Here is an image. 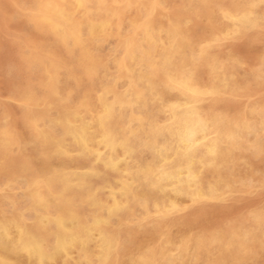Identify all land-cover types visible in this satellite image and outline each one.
<instances>
[{
	"label": "rangeland",
	"instance_id": "374dc122",
	"mask_svg": "<svg viewBox=\"0 0 264 264\" xmlns=\"http://www.w3.org/2000/svg\"><path fill=\"white\" fill-rule=\"evenodd\" d=\"M82 1H83L82 6H80L79 8H75L76 0H55L54 2L53 0H45V1L44 0H0V12H1L0 13V85H1L0 86V155L3 153V155L0 156L1 159L0 160V178H1L0 179L1 180L0 181V224L3 223L6 224L9 221H10L9 223L19 224L24 228H26L27 230H29L37 239H39L44 244L47 250H52L54 249V246L57 244V234H56L55 226L52 223H48L49 225L48 224L43 225L41 219L45 215L54 217L57 214L65 212L64 208L68 204L70 209L79 218V220L81 219L80 221L82 223L88 224L92 222V220H94L97 216L104 217L106 219V223L104 225L105 232L114 237L117 235V238L115 237L117 239V246L114 254L115 258L113 257V259L110 262H104L102 264H113L114 262H115L114 264H128V262L129 264L130 263L140 264L138 262L142 261L143 263V260L145 259H147V261L145 260L147 264H156V263L159 264V262H161L162 264H167V263L168 264H250V262L251 264H256V263L264 264V255H263L264 254V237H263L264 236V226H263L264 182L262 181L264 180V172H263L264 171V145H263L264 144L263 141L264 140L263 139L264 138V59H263L264 55H262L264 53V37H263L264 36V23H263L264 0H253V1L252 0H234V1L233 0H225V1L223 0H203V1L202 0H190V1L189 0H184V1L182 0H176V1L175 0H142V1L141 0H102V1L82 0ZM86 2L88 4H86ZM92 2L93 5H91ZM176 2H178L181 6ZM143 3L145 6L144 5L142 6ZM133 5L136 6L134 7ZM195 7L198 8L199 10H197ZM74 9L76 10V12L74 11ZM83 9L85 13L83 12ZM134 10H136V12ZM225 11L228 13H226ZM58 14H61L69 19V23H70L69 27L71 28V33H70L71 35H69L68 37H67V28L66 29L60 27L58 28L54 24V19ZM174 16H176L178 19ZM183 16L186 18H183ZM176 19L177 21L179 20V22H177ZM212 19L215 20L212 21ZM79 24L81 25L80 27L82 28H79L78 26ZM208 24L210 25L208 26ZM161 25L164 26L162 27ZM205 25L207 26L205 27ZM165 26L168 27L169 29L168 28L166 29ZM151 27L152 29H150ZM172 30L176 31L178 37L175 43H172L170 41L171 39L168 35ZM226 31L229 33H227ZM148 35H150V37H148ZM202 36L203 37L205 36V40ZM251 36H253L255 39H253V37ZM256 37L259 40H257ZM135 43L138 44L136 45ZM203 43L206 44L204 45L205 47L203 46ZM112 44L115 46V48H113L114 46ZM129 44H131L132 46ZM228 44L230 45L227 46ZM139 45L140 48L142 47V49L140 50L139 48L137 49V46L139 47ZM224 49H226V51ZM110 51L111 53L113 52L114 54L112 53L111 55V53H109ZM103 53L104 54L106 53L107 55L105 54L103 56ZM116 53L119 54L116 55ZM238 54L241 55L239 56ZM138 55L140 60L137 59ZM208 55H211L210 58ZM225 56H227V58ZM171 57L172 60H170ZM128 58L130 60H128ZM161 59L164 61H162ZM136 60H138V62ZM197 69L199 72H197ZM202 69L204 72L202 71ZM257 73L260 76H258ZM150 74L151 76H153V78L150 76ZM166 78L168 79L167 82H166ZM161 82L164 84H162ZM184 82L191 85L192 88L198 92L196 97L194 98L195 95H193L191 96L190 100L194 103V105H197L198 113L200 111L199 115L201 117L209 118L213 120L214 122L213 124L215 127L214 129L216 130L217 134H219V137L217 138V151L214 153V155L208 153L206 149V146L215 137L214 133H212L213 135L210 134V136H207V138L200 144V146H197L195 148L193 152V157L197 161V163H194L190 167L189 172L182 177V182L180 186L178 185L176 187V190L182 191L183 193L174 196V194L171 191L169 190L166 191V189L164 188L162 189L156 186L153 183L152 176L148 173L146 168L152 167L157 170H161L160 168L166 170V168L168 169L169 167H173L174 165H176L178 161V156L173 154V151L177 143V141L174 138V133H176L178 130L180 132V129L175 123H172L173 122L172 114L174 112H178V110L182 107L181 103H183L184 97L182 94L181 84H183ZM201 82L204 83L201 84ZM168 83H170L171 85ZM210 90H212V92H209ZM229 96L231 97L229 98ZM210 102L211 104H209ZM199 104L201 107L199 106ZM104 106L111 107V118L107 121V123L105 122V126L107 128L108 134L111 136V138L114 141L123 143L122 151L120 150L117 153L115 152L113 153L115 155L118 154V156L121 157L125 155L124 167L127 175L130 178V182L128 186L129 192L127 193L124 203L121 205V207L113 210L112 212H108V208H107L108 198L110 195L109 190L116 187L118 181L121 179V176L112 170H107L106 168H104L103 165L101 166V161L103 164L104 162L108 161L107 158H110L114 154H112V152H110L111 150H109L108 148L102 147L100 148L101 150H99V161L95 162L96 160L92 155H89L83 151H79V149L75 146L74 142L72 141L70 135L68 134L67 128L64 124V120L66 118L72 120L71 122L74 123H85V122L94 121L95 118L100 116L103 109L102 107ZM247 107L249 108L250 111H248ZM57 108L59 109V111ZM250 108L252 109V111ZM247 111L248 113H245ZM47 113L48 115L50 114L51 116L50 115L48 116ZM135 121H137L138 123ZM238 122L240 125H238L236 128L235 125L238 124ZM8 125L11 131L8 129L7 127ZM167 125L169 126V128ZM251 125L255 127H252ZM5 127L7 128L8 131L6 130ZM33 127L36 128L33 129ZM250 127L255 129L253 130ZM20 130L21 133H19ZM35 130H37V132ZM224 133L228 135L230 134L228 140L224 138L223 136ZM256 133L258 135H256ZM24 138L25 140H23ZM232 138L234 139V142H232L233 141ZM38 139L40 142L38 141ZM229 141H231L233 144H231V142ZM35 142L36 144H34ZM38 142L40 144H38ZM57 144L60 145V148H56ZM145 149L147 150V152ZM235 150L238 152V154ZM261 153L263 154L261 155ZM47 155L49 157H47ZM242 155L243 157L244 156L245 157L243 158ZM75 156L78 157V159L75 158ZM217 157L219 158L217 159ZM37 158H39V160ZM49 158L50 160L52 159L53 160L50 161ZM41 160L43 161V163ZM47 160L49 163L47 162ZM217 160L219 162H217ZM28 162L30 165L28 164ZM49 164L51 167L53 165L55 166L51 168ZM19 165L21 166V168ZM212 165H215L218 171L215 170L214 167H212L211 169ZM239 165L241 168L238 167ZM60 166L63 168H61ZM251 167H253V169ZM27 168L30 169L29 172ZM31 168L34 169L32 170ZM42 168L44 170H42ZM46 169H50V170L46 171ZM58 170H60L61 172ZM206 170L209 172L207 173ZM248 170L249 173L247 172ZM205 172L207 174L204 175ZM219 172L221 173V175H219L220 174ZM23 173L25 175H23ZM30 173H32V175ZM49 173L51 174L49 175ZM198 174L200 175L199 176L200 180L198 177H195L198 176ZM214 174H216L217 177ZM208 175H210V178ZM133 176L135 177V179ZM192 176H194V179ZM212 177L216 179L214 180ZM260 177L262 178L260 179ZM51 178L53 180H51ZM205 179L207 183L205 182ZM209 179L212 181H210ZM234 179L239 181L237 182ZM143 180H145V183ZM75 181L77 182L75 183ZM191 181L193 183L196 182L195 188L194 185L193 186L190 185L192 184ZM212 182L216 183V185L212 184ZM67 184H69V186H67ZM205 184L208 185L206 186ZM248 184L250 187L248 186ZM25 185L27 186L26 188ZM44 186L47 188V190ZM186 189L188 190L187 192ZM194 189H200L199 191L200 192L202 191L201 192L202 195H200L199 198L195 199V197H193L195 191ZM101 190L102 191L106 190V191L103 193ZM232 191H237V192H232ZM39 199H42L43 202L40 203L38 201ZM105 200L107 201V203L105 202ZM144 201H146L147 203ZM183 203L184 204L187 203L188 205L186 204L184 206ZM189 203L192 204L189 205ZM208 203L211 204L208 205ZM138 204L141 206L138 207ZM200 204H202L203 206H201ZM28 205L30 207H28ZM163 205L165 206V208H163L164 207ZM98 206H101L102 208ZM136 206L138 208H136ZM155 207L157 209H155ZM168 207H170L171 209ZM94 208L96 209L98 208V209L95 211ZM155 211L157 212L159 211V212L157 213ZM259 211L262 212L259 213ZM125 212L127 213V215L125 214ZM129 212H132V214ZM181 212L182 213L184 212L183 213L184 215ZM205 212L207 214H205ZM163 214L167 215V217L164 216ZM1 215L3 216V218ZM158 215H160L161 217ZM180 215H182L183 218H181ZM244 215L247 219L244 217ZM125 216H127V218ZM169 216L171 219L169 218ZM14 217L17 218L15 219ZM150 218H153L152 219L153 222H151ZM161 218L164 220H162ZM2 219L4 220V222L1 221ZM146 220H150L148 221L150 223H148ZM167 220H169V222ZM237 220L239 223L237 222ZM176 222L179 224L180 229H178V224ZM193 222H195V224ZM146 223L151 227H148ZM168 224L172 226H169ZM164 226L167 231L164 230V228H162ZM234 226H236V228ZM107 227H109V229ZM41 229L44 230L40 232ZM176 229H178L179 231ZM243 230L245 232H243ZM159 231L161 232L163 231L164 233L163 232L161 233ZM151 232L152 233L154 232L155 234L154 233L152 234ZM228 232L229 234L227 235ZM237 232L239 233V235ZM260 232H262L261 233L262 236L260 235ZM179 233L181 234L185 233V238H187V240L183 238L184 235H181ZM173 235L175 236L173 237ZM212 235L213 236L215 235V237H213ZM195 236L197 237V240ZM244 236L247 238H245ZM162 237L167 239V241ZM190 237L192 240L190 239ZM242 237L243 239H241ZM208 239L210 240L212 239V240L208 241ZM161 240L163 242L166 241L165 244L163 242H161L160 244ZM180 241H182L183 243ZM173 242L175 243V245ZM243 242L245 243V246ZM220 243H222L223 245ZM199 244H201V246ZM228 244L230 247L228 246ZM162 245L164 246L162 247ZM177 245H179V247ZM186 245L187 247L183 249ZM239 245L240 246L242 245L241 246L242 248ZM151 247H155V248L158 247V249ZM201 247H203L202 248L203 250L201 249ZM237 247L239 249H237ZM160 248H163V250L161 249L162 251H160L159 250ZM146 249L148 251H146ZM254 250L256 253L254 252ZM125 251L128 252L126 253ZM83 252L84 251L74 250L68 257L61 258L57 262V264H68V262L69 264H88V263L101 264L98 256H91V257L89 256L90 257L89 258L87 257L88 255L85 256V252L84 253ZM255 256L258 257L259 259H255L256 258ZM137 257L139 258V260L137 259ZM87 258H89L90 261L87 260ZM75 261L76 263H74ZM143 264L146 263L144 262Z\"/></svg>",
	"mask_w": 264,
	"mask_h": 264
},
{
	"label": "bare ground",
	"instance_id": "6f19581e",
	"mask_svg": "<svg viewBox=\"0 0 264 264\" xmlns=\"http://www.w3.org/2000/svg\"><path fill=\"white\" fill-rule=\"evenodd\" d=\"M45 1V0H44ZM55 0H53V2H54ZM100 1V0H99ZM102 1V0H101ZM142 1V0H141ZM176 1V0H175ZM182 1H184V0H182ZM190 1V0H189ZM203 1V0H202ZM223 1H225V0H223ZM234 1V0H233ZM253 1V0H252ZM57 2V1H56ZM147 2V1H146ZM166 2V1H165ZM171 2H173V1H171ZM200 2V1H199ZM209 2H211V1H209ZM217 2V1H216ZM20 3V2H19ZM82 3H83V1L82 0H76V3H75V8H79L80 6H82ZM176 3H178V2H176ZM175 3V4H176ZM181 3V2H180ZM193 3V2H192ZM221 3H222V1H221ZM86 4H88L87 2H86ZM89 4H91V3H89ZM100 4V3H99ZM107 4V3H106ZM134 4V3H133ZM166 4V3H165ZM179 4V3H178ZM177 4V5H178ZM27 5V4H26ZM57 5V4H56ZM74 5V4H73ZM91 5H93V2H92V4ZM102 5H103V3H102ZM137 5V4H136ZM135 5V6H136ZM144 5V3L142 4V6ZM180 5V4H179ZM189 5V4H188ZM246 5V4H245ZM264 5V4H263ZM15 6V5H14ZM23 6V5H22ZM44 6V5H43ZM61 6V5H60ZM134 6V5H133ZM134 6V7H135ZM145 6V5H144ZM157 6V5H156ZM171 6V5H170ZM181 6V5H180ZM192 6V5H191ZM213 6V5H212ZM250 6V5H249ZM100 7V6H99ZM127 7V6H126ZM173 7V6H172ZM216 7H217V5H216ZM221 7V6H220ZM15 8V7H14ZM32 8V7H31ZM149 8V7H148ZM164 8V7H163ZM178 8V7H177ZM196 8V7H195ZM202 8H203V6H202ZM209 8H210V6H209ZM263 8V7H262ZM25 9V8H24ZM33 9V8H32ZM81 9V8H80ZM93 9V8H92ZM104 9H105V7H104ZM131 9V8H130ZM134 9V8H133ZM175 9V8H174ZM181 9H183V8H181ZM197 10H199L198 8H196ZM237 9V8H236ZM18 10V9H17ZM102 10V9H101ZM126 10V9H125ZM206 10V9H205ZM250 10V9H249ZM258 10H259V8H258ZM74 11L76 12V10L74 9ZM123 11V10H122ZM129 11V10H128ZM135 12H136V10H134ZM168 11V10H167ZM233 11H234V9H233ZM241 11V10H240ZM4 12V11H3ZM82 12V11H81ZM83 12H84V9H83ZM104 12V11H103ZM177 12V11H176ZM189 12V11H188ZM194 12V11H193ZM198 12V11H197ZM226 12V11H225ZM231 12V11H230ZM1 13V12H0ZM17 13V12H16ZM30 13H32V12H30ZM36 13V12H35ZM74 13V12H73ZM85 13V12H84ZM89 13V12H88ZM97 13H98V10H97ZM186 13V12H185ZM192 13V12H191ZM206 13H208V12H206ZM223 13V12H222ZM226 13H228V12H226ZM260 13V12H259ZM20 14V13H19ZM21 14H22V12H21ZM76 14V13H75ZM92 14H94V13H92ZM91 14V15H92ZM187 14V13H186ZM263 14H264V12H263ZM6 15V14H5ZM33 15V14H32ZM105 15V14H104ZM117 15V14H116ZM115 15V16H116ZM126 15V14H125ZM137 15V14H136ZM68 16V15H67ZM166 16V15H165ZM172 16V15H171ZM177 16V15H176ZM176 16H174V17H176ZM186 16V15H185ZM209 16V15H208ZM262 16V15H261ZM33 17V16H32ZM179 17V16H178ZM187 17V16H186ZM186 17H184L183 16V18H186ZM188 17H189V15H188ZM204 17V16H203ZM252 17V16H251ZM264 17V16H263ZM7 18H8V16H7ZM29 18V17H28ZM75 18V17H74ZM166 18V17H165ZM177 18V17H176ZM180 18V17H179ZM197 18V17H196ZM195 18V19H196ZM199 18V17H198ZM35 19V18H34ZM76 19H78V18H76ZM132 19H134V18H132ZM178 19V18H177ZM177 19H176V21H177ZM222 19V18H221ZM19 20V19H18ZM26 20H27V17H26ZM31 20V19H30ZM33 20V19H32ZM36 20V19H35ZM116 20V19H115ZM168 20V19H167ZM183 20V19H182ZM200 20V19H199ZM213 20H215V19H212V21ZM231 20V19H230ZM262 20V19H261ZM11 21V20H10ZM134 21V20H133ZM154 21V20H153ZM166 21V20H165ZM172 21V20H171ZM174 21V20H173ZM193 21V20H192ZM203 21V20H202ZM220 21V20H219ZM228 21V20H227ZM257 21H258V19H257ZM34 22V21H33ZM74 22H77V21H74ZM159 22V21H158ZM177 22H179V20L177 21ZM197 22V21H196ZM255 22V21H254ZM260 22V21H259ZM3 23V22H2ZM17 23V22H16ZM28 23V22H27ZM112 23V22H111ZM117 23V22H116ZM163 23V22H162ZM167 23V22H166ZM172 23V22H171ZM230 23V22H229ZM264 23V22H263ZM54 24H55V26L56 27H60V28H63V29H66L67 28V37L69 36V35H71L70 33H71V28L69 27L70 26V23H69V19L68 18H66L65 16H63V15H61V14H58L57 16H56V18L54 19ZM105 24V23H104ZM134 24V23H133ZM180 24V23H179ZM191 24V23H190ZM189 24V25H190ZM193 24V23H192ZM202 24V23H201ZM204 24V23H203ZM217 24V23H216ZM33 25V24H32ZM31 25V26H32ZM39 25V24H38ZM77 25V24H76ZM124 25V24H123ZM174 25V24H173ZM177 25V24H176ZM183 25V24H182ZM210 24H208V26H209ZM220 25V24H219ZM30 26V25H29ZM40 26V25H39ZM79 26V28H82V27H80L81 25L79 24L78 25ZM149 26V25H148ZM162 26V25H161ZM164 26V25H163ZM162 26V27H163ZM186 26V25H185ZM193 26V25H192ZM207 25H205V27H206ZM216 26V25H215ZM223 26V25H222ZM117 27H118V25H117ZM150 27V26H149ZM148 27V28H149ZM178 27V26H177ZM78 28V29H79ZM165 28L167 29L168 27H166L165 26ZM185 28V27H184ZM191 28V27H190ZM233 28V27H232ZM235 28V27H234ZM42 29V28H41ZM129 29V28H128ZM143 29V28H142ZM150 29H152V27L150 28ZM169 29V28H168ZM226 29V28H225ZM118 30V29H117ZM191 30H193V29H191ZM217 30V29H216ZM81 31V30H80ZM112 31V30H111ZM143 31V30H142ZM146 31H147V29H146ZM209 31V30H208ZM215 31V30H214ZM218 31H219V28H218ZM190 32V31H189ZM192 32H194V31H192ZM212 32V31H211ZM220 32H221V30H220ZM227 32V31H226ZM232 32V31H231ZM191 33V32H190ZM204 33H205V31H204ZM213 33V32H212ZM211 33V34H212ZM227 33H229V32H227ZM124 34V33H123ZM129 34V33H128ZM144 34V33H143ZM154 34H156V33H154ZM180 34H181V32H180ZM193 34V33H192ZM201 34V33H200ZM126 35V34H125ZM158 35V34H157ZM169 35V37H170V41L172 42V43H175L176 42V40H177V33H176V31H174V30H172L171 32H170V34H168ZM186 35H188V34H186ZM196 35V34H195ZM239 35V34H238ZM262 35V34H261ZM115 36V35H114ZM183 36H184V34H183ZM221 36V35H220ZM225 36V35H224ZM250 36V35H249ZM255 36V35H254ZM30 37V36H29ZM141 37V36H140ZM148 37H150V35H148ZM189 37H190V35H189ZM203 37V36H202ZM219 37V36H218ZM226 37V36H225ZM241 37V36H240ZM251 37H253V36H251ZM264 37V36H263ZM117 38H119V37H117ZM194 38V37H193ZM204 38V40H205V36L203 37ZM203 38H202V40H203ZM222 38V37H221ZM260 38V37H259ZM32 39V38H31ZM116 39V38H115ZM208 39V38H207ZM210 39H211V37H210ZM251 39V38H250ZM253 39H255L254 37H253ZM256 39H257V37H256ZM261 39V38H260ZM89 40V39H88ZM189 40V39H188ZM192 40V39H191ZM199 40H200V38H199ZM201 40V41H202ZM217 40H218V38H217ZM233 40V39H232ZM243 40V39H242ZM257 40H259V39H257ZM156 41V40H155ZM241 41V40H240ZM244 41V40H243ZM250 41V40H249ZM255 41V40H254ZM253 41V42H254ZM58 42V41H57ZM138 42V41H137ZM141 42V41H140ZM148 42V41H147ZM208 42V41H207ZM210 42H213V41H210ZM144 43V42H143ZM146 43V42H145ZM193 43V42H192ZM226 43V42H225ZM224 43V44H225ZM235 43V42H234ZM89 44V43H88ZM105 44V43H104ZM103 44V45H104ZM110 44V43H109ZM136 44V43H135ZM138 44V43H137ZM136 44V45H137ZM202 44V43H201ZM252 44V43H251ZM260 44V43H259ZM25 45V44H24ZM113 45V44H112ZM129 45H131V44H129ZM147 45V44H146ZM204 45H206V44H204L203 43V46ZM220 45V44H219ZM230 44H228L227 46H229ZM245 45V44H244ZM249 45V44H248ZM253 45V44H252ZM31 46V45H30ZM89 46V45H88ZM114 46V45H113ZM125 46V45H124ZM128 46V45H127ZM132 46V45H131ZM215 46H216V44H215ZM224 46V45H223ZM257 46V45H256ZM110 47V46H109ZM121 47H123V46H121ZM135 47V46H134ZM196 47V46H195ZM205 47V46H204ZM209 47H210V45H209ZM237 47V46H236ZM244 47V46H243ZM248 47V46H247ZM246 47V48H247ZM255 47V46H254ZM27 48V47H26ZM113 48H115V46L113 47ZM125 48V47H124ZM130 48V47H129ZM139 48V50L140 49H142V47L140 48V45H139V47L137 46V49ZM199 48V47H198ZM214 48V47H213ZM225 48V47H224ZM240 48V47H239ZM242 48V47H241ZM249 48V47H248ZM263 48V47H262ZM109 49V48H108ZM207 49V48H206ZM255 49V48H254ZM28 50V49H27ZM147 50V49H146ZM193 50V49H192ZM197 50V49H196ZM201 50V49H200ZM212 50V49H211ZM214 50V49H213ZM220 50V49H219ZM225 51H226V49H224ZM236 50V49H235ZM241 50V49H240ZM248 50V49H247ZM31 51V50H30ZM129 51V50H128ZM131 51V50H130ZM150 51V50H149ZM217 51V50H216ZM85 52V51H84ZM105 52V51H104ZM199 52V51H198ZM214 52V51H213ZM220 52V51H219ZM237 52V51H236ZM249 52V51H248ZM109 53H111V51L109 52ZM113 53V52H112ZM112 53H111V55H112ZM122 53V52H121ZM124 53V52H123ZM195 53V52H194ZM212 53V52H211ZM223 53H226V52H223ZM247 53V52H246ZM260 53V52H259ZM106 54V53H105ZM104 53H103V56L105 55ZM114 54V53H113ZM117 54H119V53H116V55ZM128 54V53H127ZM138 54V53H137ZM142 54V53H141ZM201 54H202V52H201ZM210 54V53H209ZM35 55V54H34ZM107 55V54H106ZM122 55V54H121ZM132 55V54H131ZM148 55V54H147ZM152 55V54H151ZM163 55V54H162ZM216 55H217V53H216ZM221 55V54H220ZM239 55V54H238ZM241 55V54H240ZM239 55V56H240ZM262 55H264V53L262 54ZM31 56H32V54H31ZM36 56V55H35ZM115 56V55H114ZM126 56V55H125ZM133 56V55H132ZM143 56V55H142ZM171 56V55H170ZM199 56V55H198ZM209 56V58H210V56L211 55H208ZM207 56V57H208ZM256 56V55H255ZM124 57V56H123ZM145 57V56H144ZM166 57V56H165ZM203 57V56H202ZM226 58H227V56H225ZM242 57V56H241ZM246 57V56H245ZM254 57V56H253ZM259 57V56H258ZM257 57V58H258ZM262 57V56H261ZM33 58V57H32ZM107 58V57H106ZM131 58V57H130ZM136 58V57H135ZM140 58H141V55H140ZM153 58V57H152ZM167 58V57H166ZM165 58V59H166ZM175 58V57H174ZM173 58V59H174ZM221 58V57H220ZM232 58V57H231ZM31 59V58H30ZM122 59V58H121ZM137 59H139V55H138V58ZM214 59V58H213ZM243 59V58H242ZM262 59V58H261ZM264 59V58H263ZM27 60V59H26ZM32 60V59H31ZM128 60H130L129 58H128ZM131 60H134V59H131ZM140 60V59H139ZM162 60V59H161ZM170 60H172V57L170 58ZM202 60V59H201ZM111 61V60H110ZM126 61V60H125ZM137 62H138V60H136ZM146 61V60H145ZM153 61V60H152ZM162 61H164V60H162ZM217 61V60H216ZM231 61V60H230ZM246 61V60H245ZM48 62V61H47ZM181 62V61H180ZM225 62V61H224ZM243 62V61H242ZM247 62V61H246ZM256 62V61H255ZM263 62V61H262ZM18 63V62H17ZM23 63V62H22ZM110 63V62H109ZM119 63V62H118ZM154 63V62H153ZM163 63V62H162ZM169 63V62H168ZM183 63H185V62H183ZM206 63V62H205ZM221 63V62H220ZM222 63H223V61H222ZM226 63V62H225ZM238 63V62H237ZM129 64V63H128ZM139 64H140V62H139ZM164 64V63H163ZM199 64V63H198ZM219 64V63H218ZM239 64V63H238ZM251 64V63H250ZM249 64V65H250ZM262 64V63H261ZM14 65V64H13ZM28 65V64H27ZM116 65V64H115ZM130 65V64H129ZM137 65V64H136ZM144 65H145V63H144ZM176 65V64H175ZM222 65V64H221ZM253 65V64H252ZM138 66V65H137ZM173 66V65H172ZM245 66H246V64H245ZM132 67V66H131ZM258 67V66H257ZM12 68V67H11ZM114 68V67H113ZM195 68V67H194ZM260 68H261V66H260ZM50 69V68H49ZM178 69V68H177ZM252 69V68H251ZM69 70V69H68ZM67 70V71H68ZM117 70V69H116ZM149 70V69H148ZM172 70V69H171ZM188 71V70H187ZM202 71H203V69H202ZM206 71V70H205ZM252 71V70H251ZM260 71V70H259ZM36 72V71H35ZM125 72V71H124ZM179 72V71H178ZM197 72H199L198 71V69H197ZM204 72V71H203ZM202 72V73H203ZM255 72V71H254ZM47 73V72H46ZM171 73V72H170ZM172 73H174V72H172ZM176 73V72H175ZM196 73V72H195ZM245 73V72H244ZM247 74V73H246ZM251 74V73H250ZM261 74V73H260ZM72 75V74H71ZM188 75V74H187ZM257 75H258V73H257ZM256 75V76H257ZM49 76V75H48ZM149 76V75H148ZM150 76H151V74H150ZM169 76V75H168ZM245 76H247V75H245ZM258 76H260V75H258ZM140 77V76H139ZM152 78H153V76H151ZM190 77V76H189ZM255 77V76H254ZM253 77V78H254ZM261 77H263V76H261ZM260 77V78H261ZM3 78V77H2ZM80 78V77H79ZM155 78V77H154ZM173 78H174V75H173ZM180 78V77H179ZM193 78V77H192ZM206 78V77H205ZM54 79V78H53ZM207 79V78H206ZM250 79V78H249ZM25 80V79H24ZM235 80V79H234ZM246 80V79H245ZM248 80V79H247ZM65 81V80H64ZM168 81V79L166 78V82ZM177 81V80H176ZM180 81H182V80H180ZM202 81V80H201ZM76 82V81H75ZM189 82H190V80H189ZM231 82V81H230ZM248 82V81H247ZM2 83V82H1ZM59 83V82H58ZM162 83V82H161ZM171 83V82H170ZM170 83H168V84H170ZM180 83V82H179ZM202 83H204V82H201V84ZM243 83H245V82H243ZM260 83V82H259ZM162 84H164V83H162ZM196 84V83H195ZM233 84V83H232ZM237 84V83H236ZM16 85V84H15ZM76 85V84H75ZM74 85V86H75ZM171 85V84H170ZM169 85V86H170ZM204 85V84H203ZM202 85V86H203ZM241 85H243V84H241ZM1 86V85H0ZM172 86H173V84H172ZM171 86V87H172ZM22 87V86H21ZM76 87V86H75ZM154 87V86H153ZM179 87V86H178ZM181 89H182V94H183V97H184V99H183V103H181L182 105V107L178 110V112H174L173 114H172V123H175L178 127H179V129H180V132H179V130L176 132V133H174V138H175V140L177 141V143H176V147H175V149H174V151H173V154L174 155H176V156H178V161H177V163H176V165H174L173 167H169L168 169L166 168V170H164V169H162V168H160L161 170H157V169H155V168H152V167H150V168H146L147 169V171H148V173L152 176V179H153V183L156 185V186H158V187H160V188H164V189H166V191L167 190H169V191H171L173 194H174V196H176V195H180V194H182L183 192L182 191H179V190H176V187L179 185L180 186V184H181V182H182V177L185 175V174H187L188 172H189V169H190V167L194 164V163H197V161L194 159V157H193V152H194V150H195V148L197 147V146H200V144L207 138V136H210V134H212V133H214L215 134V137L213 138V140L206 146V149H207V152L208 153H210V154H213L214 155V153L217 151V138L219 137V134H217V132H216V130L214 129L215 127H214V122H213V120H211V119H209V118H203V117H201L200 115H199V113H200V111H199V113H198V107H197V105H194V103L190 100L191 99V96H193V95H195L194 96V98L196 97V95L198 94V92L196 91V90H194L193 88H192V86L191 85H189L188 83H183V84H181ZM6 88V87H5ZM60 88H62V87H60ZM180 88V87H179ZM204 88V87H203ZM219 88V87H218ZM17 89V88H16ZM206 89V88H205ZM217 90V89H216ZM12 91V90H11ZM45 91V90H44ZM48 91V90H47ZM205 91V90H204ZM220 91V90H219ZM230 91V90H229ZM46 92V91H45ZM82 92V91H81ZM209 92H212V90H210ZM208 93V92H207ZM233 93V92H232ZM235 93V92H234ZM10 94V93H9ZM58 94V93H57ZM243 94H244V92H243ZM242 94V95H243ZM55 95V94H54ZM180 96V95H179ZM199 96V95H198ZM211 96V95H210ZM72 97V96H71ZM70 97V98H71ZM207 97H209V96H207ZM228 97V96H227ZM231 96H229V98H230ZM236 97V96H235ZM241 97V96H240ZM257 97V96H256ZM66 98H67V96H66ZM202 98V97H201ZM241 99V98H240ZM63 100V99H62ZM72 100V99H71ZM207 100V99H206ZM219 100H221V99H219ZM68 101V100H67ZM227 101V100H226ZM206 102V101H205ZM65 103V102H64ZM208 103V102H207ZM218 103V102H217ZM220 103V102H219ZM15 104V103H14ZM55 104H57V103H55ZM209 104H211V102L209 103ZM214 104V103H213ZM10 105V104H9ZM8 105V106H9ZM19 105V104H18ZM79 105V104H78ZM203 105V104H202ZM226 105V104H225ZM228 105V104H227ZM260 105V104H259ZM23 106V105H22ZM54 106V105H53ZM178 106V105H177ZM199 106H200V104H199ZM245 106V105H244ZM256 106H257V104H256ZM57 107V106H56ZM59 107H60V105H59ZM58 107V108H59ZM201 107V106H200ZM218 107V106H217ZM220 107V106H219ZM229 107V106H228ZM231 107V106H230ZM249 107V106H248ZM247 107V108H248ZM263 107V106H262ZM262 107H261V109H262ZM3 108V107H2ZM20 108V107H19ZM26 108V107H25ZM30 108V107H29ZM54 108V107H53ZM57 108V109H58ZM103 109H102V112H101V114H100V116L99 117H97V118H95L94 119V121H91V122H85V123H74V122H71L72 120H69L68 118H66L65 120H64V124H65V126H66V128H67V132H68V134L70 135V137H71V139H72V141L74 142V144H75V146L79 149V151H83V152H85V153H87V154H89V155H92L94 158H95V162H98L99 161V150H101L100 148H102V147H106V148H108L109 150H111L110 152H112V154H114L113 152H115V153H117L118 151H122V148H123V143L122 142H116V141H114L112 138H111V136L108 134V131H107V128H106V126H105V122L107 123V121L111 118V107L110 106H104V107H102ZM6 109V108H5ZM5 109H4V111H5ZM27 109V108H26ZM244 109H245V107H244ZM243 109V110H244ZM251 109V108H250ZM62 110V109H61ZM204 110V109H203ZM12 111V110H11ZM29 111H30V109H29ZM54 111V110H53ZM57 111V110H56ZM55 111V112H56ZM58 111H59V109H58ZM141 111V110H140ZM248 111H250L249 110V108H248ZM248 111L247 112H245V113H248ZM251 111H252V109H251ZM27 112V111H26ZM47 112H48V110H47ZM90 112V111H89ZM211 112V111H210ZM224 112V111H223ZM233 112V111H232ZM254 112V111H253ZM262 112V111H261ZM260 112V113H261ZM6 113H7V111H6ZM5 113V114H6ZM14 113H15V111H14ZM57 113V112H56ZM91 113V112H90ZM150 113V112H149ZM258 113H259V111H258ZM65 114V113H64ZM68 114V113H67ZM84 114V113H83ZM228 114V113H227ZM232 114V113H231ZM16 115V114H15ZM44 115V114H43ZM43 115H42V117H43ZM47 115H48V113H47ZM50 115V114H49ZM48 115V116H49ZM118 115H119V113H118ZM171 115V114H170ZM230 115V114H229ZM244 115V114H243ZM248 115V114H247ZM256 115V114H255ZM262 115V114H261ZM13 116V115H12ZM35 116H36V114H35ZM51 116V115H50ZM74 116V115H73ZM79 116V115H78ZM89 116H90V114H89ZM168 116V115H167ZM228 116V115H227ZM232 116V115H231ZM246 116V115H245ZM92 117V116H91ZM208 117V116H207ZM247 117V116H246ZM262 117V116H261ZM53 118V117H52ZM228 118V117H227ZM259 118V117H258ZM263 118V117H262ZM235 119V118H234ZM261 119V118H260ZM7 120V119H6ZM16 120V119H15ZM40 120V119H39ZM47 120V119H46ZM243 120V119H242ZM255 120V119H254ZM48 121H49V119H48ZM124 121V120H123ZM163 121V120H162ZM228 121V120H227ZM231 121V120H230ZM250 121V120H249ZM253 121V120H252ZM262 121V120H261ZM2 122V121H1ZM31 122V121H30ZM79 122V121H78ZM110 122V121H109ZM108 122V123H109ZM119 122V121H118ZM135 122H137V121H135ZM156 122H158V121H156ZM236 122V121H235ZM9 123V122H8ZM33 123V122H32ZM49 123V122H48ZM138 123V122H137ZM242 123V122H241ZM250 123H252V122H250ZM254 123V122H253ZM256 123H258V122H256ZM262 123V122H261ZM34 124V123H33ZM55 124V123H54ZM121 124V123H120ZM157 124V123H156ZM155 124V125H156ZM159 124V123H158ZM161 124V123H160ZM167 124V123H166ZM170 124V123H169ZM168 124V125H169ZM233 124V123H232ZM236 124V123H235ZM243 124V123H242ZM5 125V124H4ZM32 125V124H31ZM57 125V124H56ZM61 125V124H60ZM153 125V124H152ZM167 125V126H168ZM176 125H175V127H176ZM224 125V124H223ZM227 125V124H226ZM238 125H240L239 124V122H238V124H236L235 126H236V128H237V126ZM253 125V124H252ZM251 125V126H252ZM34 126V125H33ZM113 126V125H112ZM116 126V125H115ZM114 126V127H115ZM123 126V125H122ZM171 126V125H170ZM235 126H233V127H235ZM243 126V125H242ZM246 126V125H245ZM260 126H261V124H260ZM8 127V129H9V125L7 126ZM249 127V126H248ZM252 127H255V126H252ZM252 127H250V128H252ZM6 128V127H5ZM34 128H36V127H33V129ZM61 128V127H60ZM129 128V127H128ZM154 128V127H153ZM158 128V127H157ZM168 128H169V126H168ZM227 128V127H226ZM243 128V127H242ZM155 129V128H154ZM247 129V128H246ZM249 129V128H248ZM253 129V128H252ZM255 129V128H254ZM253 129V130H254ZM262 129V128H261ZM6 130H7V128H6ZM10 130V129H9ZM18 130V129H17ZM49 130V129H48ZM231 130V129H230ZM240 130V129H239ZM238 130V131H239ZM244 130V129H243ZM251 130V129H250ZM258 130V129H257ZM8 131V130H7ZM11 131V130H10ZM36 132H37V130H35ZM65 131V130H64ZM117 131V130H116ZM127 131H128V129H127ZM150 131V130H149ZM154 131V130H153ZM152 131V132H153ZM234 131V130H233ZM4 132V131H3ZM15 132V131H14ZM157 132H158V130H157ZM231 132V131H230ZM229 132V133H230ZM241 132V131H240ZM260 132V131H259ZM262 132V131H261ZM19 133H21V130H20V132ZM147 133H148V131H147ZM155 133H156V131H155ZM238 133V132H237ZM263 133V132H262ZM261 133V134H262ZM5 134V133H4ZM135 134H137V133H135ZM234 134V133H233ZM244 134V133H243ZM23 135V134H22ZM32 135V134H31ZM149 135V134H148ZM213 135V134H212ZM221 135V134H220ZM230 135V134H229ZM229 135L228 134H226V133H224V138H226L227 140L229 139ZM256 135H258L257 133H256ZM263 135V134H262ZM2 136V135H1ZM20 136H21V134H20ZM116 136V135H115ZM239 136V135H238ZM242 136V135H241ZM246 136V135H245ZM12 137V136H11ZM15 137V136H14ZM134 137H136V136H134ZM243 137H244V135H243ZM247 137V136H246ZM245 137V138H246ZM9 138V137H8ZM22 138V137H21ZM62 138V137H61ZM61 138H60V140H61ZM210 138V137H209ZM255 138V137H254ZM263 138V137H262ZM131 139V138H130ZM171 139V138H170ZM242 139V138H241ZM264 139V138H263ZM15 140H18V139H15ZM20 140V139H19ZM23 140H25V138L23 139ZM46 140V139H45ZM153 140V139H152ZM232 142H234V139L232 138ZM255 140V139H254ZM22 141V140H21ZM20 141V142H21ZM28 141V140H27ZM35 141V140H34ZM38 141H39V139H38ZM65 141V140H64ZM146 141V140H145ZM236 141V140H235ZM241 141V140H240ZM264 141V140H263ZM17 142V141H16ZM40 142V141H39ZM38 142V144H40ZM153 142V141H152ZM229 142H231V141H229ZM231 142V144H233ZM252 142V141H251ZM255 142V141H254ZM25 143V142H24ZM46 143H47V141H46ZM129 143V142H128ZM156 143H158V142H156ZM224 143V142H223ZM227 143V142H226ZM236 143H239V142H236ZM250 143V142H249ZM34 144H36V142L34 143ZM42 144V143H41ZM228 144V143H227ZM31 145V144H30ZM32 145H33V142H32ZM31 145V146H32ZM149 145H150V143H149ZM224 145V144H223ZM245 145V144H244ZM243 145V146H244ZM264 145V144H263ZM11 146V145H10ZM17 146V145H16ZM23 146V145H22ZM30 146V147H31ZM45 146H46V144H45ZM153 146V145H152ZM225 146V145H224ZM237 146H239V145H237ZM68 147V146H67ZM161 147V146H160ZM261 147V146H260ZM29 148V147H28ZM56 148H60V145H56ZM153 148V147H152ZM204 148V147H203ZM227 148V147H226ZM252 148V147H251ZM250 148V149H251ZM255 148V147H254ZM257 148H258V146H257ZM31 149V148H30ZM30 149H29V151H30ZM44 149V148H43ZM239 149V148H238ZM253 149V148H252ZM263 149V148H262ZM8 150V149H7ZM23 150H24V148H23ZM49 150V149H48ZM105 150V149H104ZM146 150V149H145ZM236 150H237V148H236ZM235 150V151H236ZM35 151V150H34ZM38 151H40V150H38ZM37 151V152H38ZM52 151V150H51ZM219 151H220V149H219ZM234 151V152H235ZM22 152V151H21ZM44 152V151H43ZM42 152V153H43ZM108 152V151H107ZM140 152V151H139ZM146 152H147V150H146ZM225 152H226V150H225ZM237 152V151H236ZM235 152V153H236ZM260 152V151H259ZM8 153H9V151H8ZM29 153H32V152H29ZM39 153V152H38ZM230 153V152H229ZM244 153V152H243ZM247 153V152H246ZM253 153V152H252ZM40 154V153H39ZM38 154V155H39ZM44 154V153H43ZM130 154V153H129ZM139 154V153H138ZM217 154H219V153H217ZM220 154H222V153H220ZM237 154H238V152H237ZM242 154V153H241ZM263 153H261V155H262ZM1 155H3V153L1 154ZM0 155V156H1ZM17 155V154H16ZM29 155V154H28ZM31 155V154H30ZM46 155V154H45ZM66 155V154H65ZM74 155V154H73ZM115 155V154H114ZM111 156L110 158H107L108 159V161H106V162H104L103 164H102V161H101V166L103 165L104 166V168H106L107 170H112V171H114V172H116L117 174H119L120 176H121V179L118 181V183H117V185H116V187L115 188H112L111 190H109L110 192V195H109V198H108V203H107V201L105 200V202L108 204V212H112L113 210H115V209H118L119 207H121V205L124 203V201H125V198H126V196H127V193L129 192V182H130V178H129V176L127 175V173H126V171H125V167H124V165H125V158H124V156H118V154L117 155H115V156ZM150 155V154H149ZM206 155V154H205ZM255 155V154H254ZM257 155V154H256ZM11 156V155H10ZM42 156V155H41ZM175 156V157H176ZM217 156H220V155H217ZM223 156H224V153H223ZM259 156V155H258ZM30 157V156H29ZM37 157V156H36ZM43 157V156H42ZM41 157V158H42ZM47 157H49L48 155H47ZM51 157V156H50ZM92 157V158H93ZM164 157H166V156H164ZM228 157V156H227ZM226 157V158H227ZM236 157V156H235ZM240 157V156H239ZM242 157H243V155H242ZM245 157V156H244ZM243 157V158H244ZM11 158V157H10ZM26 158H27V156H26ZM44 158V157H43ZM75 158H77L78 159V157H76L75 156ZM145 158V157H144ZM219 157H217V159H218ZM256 158V157H255ZM257 158H259V157H257ZM38 160H39V158H37ZM55 159V158H54ZM137 159V158H136ZM161 159V158H160ZM221 159V158H220ZM233 159V158H232ZM241 159V158H240ZM1 160V159H0ZM13 160V159H12ZM25 160V159H24ZM49 160H50V158H49ZM53 160V159H52ZM52 160H50V161H52ZM83 160V159H82ZM85 160V159H84ZM216 160V159H215ZM248 160V159H247ZM260 160V159H259ZM28 161V160H27ZM31 161V160H30ZM35 161V160H34ZM42 161V160H41ZM230 161V160H229ZM240 161V160H239ZM39 162V161H38ZM45 162H46V160H45ZM47 162H48V160H47ZM55 162H56V160H55ZM130 162V161H129ZM168 162V161H167ZM204 162V161H203ZM216 162V161H215ZM217 162H219L218 160H217ZM238 162V161H237ZM248 162V161H247ZM261 162V161H260ZM3 163V162H2ZM22 163V162H21ZM42 163H43V161H42ZM49 163V162H48ZM85 163H86V161H85ZM134 163V162H133ZM166 163V162H165ZM239 163H241V162H239ZM258 163V162H257ZM262 163V162H261ZM9 164V163H8ZM28 164H29V162H28ZM27 164V165H28ZM34 164V163H33ZM137 164V163H136ZM168 164V163H167ZM212 164H213V162H212ZM237 164V163H236ZM243 164V163H242ZM246 164V163H245ZM254 164V163H253ZM6 165H7V163H6ZM23 165V164H22ZM26 165V166H27ZM30 165V164H29ZM37 165V164H36ZM46 165V164H45ZM60 165V164H59ZM161 165V164H160ZM211 165V164H210ZM224 165V164H223ZM250 165V164H249ZM5 166V165H4ZM20 166V165H19ZM49 166H50V164H49ZM53 166H55V165H53ZM53 166L51 167V168H53ZM141 166V165H140ZM196 166V165H195ZM197 166H198V164H197ZM252 166V165H251ZM260 166V165H259ZM30 167V166H29ZM33 167V166H32ZM61 167V166H60ZM59 167V168H60ZM212 167H214L215 168V170H217L218 171V169L215 167V165H212L211 166V169H212ZM232 167V166H231ZM230 167V168H231ZM239 168H241L240 167V165L238 166ZM255 167V166H254ZM262 167V166H261ZM20 168H21V166H20ZM23 168V167H22ZM61 168H63V167H61ZM60 168V169H61ZM226 168H227V166H226ZM248 168H250V167H248ZM252 169H253V167H251ZM6 169V168H5ZM10 169V168H9ZM24 169V168H23ZM26 169V168H25ZM28 169V168H27ZM32 169V168H31ZM34 169V168H33ZM32 169V170H33ZM37 169H38V167H37ZM57 169V168H56ZM70 169V168H69ZM198 169H199V167H198ZM209 169V168H208ZM233 169H235V168H233ZM255 169V168H254ZM257 169V168H256ZM29 170L30 169H28V172H29ZM42 170H44L43 168H42ZM48 170H50V169H46V171H48ZM53 170V169H52ZM52 170H51V172H52ZM66 170V169H65ZM64 170V171H65ZM105 170V169H104ZM136 170V169H135ZM193 170V169H192ZM191 170V171H192ZM237 170V169H236ZM239 170V169H238ZM245 170V169H244ZM58 171H60V170H58ZM147 171H145V172H147ZM201 171V170H200ZM204 171V170H203ZM207 171V170H206ZM211 171V170H210ZM240 171V170H239ZM255 171V170H254ZM25 172H26V170H25ZM24 172V173H25ZM50 172V171H49ZM57 172V171H56ZM61 172V171H60ZM209 171H207V173H208ZM231 172H232V170H231ZM245 172V171H244ZM248 173H249V170L247 171ZM262 172V171H261ZM264 172V171H263ZM19 173V172H18ZM21 173H22V171H21ZM23 173V175H25ZM37 173V172H36ZM47 173V172H46ZM143 173H144V171H143ZM206 172L204 173V175L205 174H207ZM214 173V172H213ZM220 173V172H219ZM260 173V172H259ZM31 175H32V173H30ZM51 173H49V175H50ZM65 174H67V173H65ZM73 174V173H72ZM197 174V173H196ZM223 174V173H222ZM226 174V173H225ZM237 174V173H236ZM242 174H244V173H242ZM252 174H253V172H252ZM255 174V173H254ZM263 174V173H262ZM3 175V174H2ZM10 175H12V174H10ZM21 175V174H20ZM29 175V174H28ZM39 175V174H38ZM45 175V174H44ZM61 175H63V174H61ZM111 175H113V174H111ZM148 175V174H147ZM147 175H145V176H147ZM215 176H216V174H214ZM218 175V174H217ZM219 175H221V173L219 174ZM224 175V174H223ZM231 175V174H230ZM261 175V174H260ZM47 176V175H46ZM53 176V175H52ZM51 176V177H52ZM110 176V175H109ZM115 176V175H114ZM141 176V175H140ZM199 174H198V176H195V177H198L199 178ZM209 176V178H210V175H208ZM228 176V175H227ZM243 176V175H242ZM33 177V176H32ZM45 177V176H44ZM65 177H67V176H65ZM69 177V176H68ZM71 177V176H70ZM134 177V176H133ZM193 177V179H194V176H192ZM217 177V176H216ZM236 177V176H235ZM17 178V177H16ZM15 178V179H16ZM20 178H21V176H20ZM19 178V179H20ZM22 178H23V176H22ZM28 178H29V176H28ZM46 178V177H45ZM62 178V177H61ZM114 178V177H113ZM148 178V177H147ZM151 178V177H150ZM214 180L216 179V178H214V177H212ZM262 177H260V179H261ZM1 179V178H0ZM5 179H7V178H5ZM9 179V178H8ZM25 179V178H24ZM26 179H27V177H26ZM31 179V178H30ZM37 179V178H36ZM40 179V178H39ZM38 179V180H39ZM42 179V178H41ZM44 179V178H43ZM55 179V178H54ZM60 179V178H59ZM134 179H135V177H134ZM144 179V178H143ZM229 179V178H228ZM14 180V179H13ZM49 180V179H48ZM51 180H53L52 178H51ZM58 180V179H57ZM199 180H200V178H199ZM210 180V179H209ZM218 180V179H217ZM235 180V179H234ZM244 180V179H243ZM258 180V179H257ZM1 181V180H0ZM28 181H29V179H28ZM144 181V183H145V180H143ZM142 181V182H143ZM210 181H212V180H210ZM221 181V180H220ZM228 181V180H227ZM235 181H239V180H235ZM234 181V182H235ZM241 181V180H240ZM263 182H264V180H262ZM49 182V181H48ZM69 182V181H68ZM77 181H75V183H76ZM82 182V181H81ZM132 182V181H131ZM139 182V181H138ZM192 182V181H191ZM205 182L207 183V181H206V179H205ZM225 182V181H224ZM230 182V181H229ZM245 182V181H244ZM243 182V183H244ZM20 183V182H19ZM18 183V184H19ZM22 183V182H21ZM32 183V182H31ZM35 183V182H34ZM37 183V182H36ZM41 183V182H40ZM39 183V184H40ZM105 183V182H104ZM196 183V182H195ZM195 183H193L192 182V184H190V185H194V188L196 187V185H195ZM29 184H30V182H29ZM39 184H37V185H39ZM43 184V183H42ZM103 184V183H102ZM136 184V183H135ZM209 184V183H208ZM207 184V185H208ZM212 184H215L216 185V183H213L212 182ZM223 184V183H222ZM230 184V183H229ZM232 184V183H231ZM239 184H240V182H239ZM16 185V184H15ZM36 185V186H37ZM41 185V184H40ZM44 185V184H43ZM43 185H42V187H43ZM48 185V184H47ZM50 185V184H49ZM71 185V184H70ZM143 185H146V184H143ZM199 185V184H198ZM206 185V184H205ZM204 185V186H205ZM206 185V186H207ZM210 185V184H209ZM224 185V184H223ZM254 185V184H253ZM9 186V185H8ZM18 186V185H17ZM31 186V185H30ZM67 186H69V184H67ZM98 186V185H97ZM99 186H100V183H99ZM152 186V185H151ZM154 186V185H153ZM201 186V185H200ZM219 186V185H218ZM248 186H249V184H248ZM27 186L25 185V188H26ZM45 187V186H44ZM49 187V186H48ZM105 187V186H104ZM189 187V186H188ZM209 187V186H208ZM217 187V186H216ZM224 187V186H223ZM229 187V186H228ZM250 187V186H249ZM263 187V186H262ZM46 188V187H45ZM55 188H58V187H55ZM97 188V187H96ZM102 188V187H101ZM106 188V187H105ZM147 188H149V187H147ZM183 188H184V186H183ZM220 188V187H219ZM222 188V187H221ZM226 188V187H225ZM264 188V187H263ZM9 189V188H8ZM44 189V188H43ZM60 189H61V187H60ZM99 189V188H98ZM108 189V188H107ZM154 189V188H153ZM193 189V188H192ZM46 190H47V188H46ZM77 190V189H76ZM93 190V189H92ZM91 190V191H92ZM135 190V189H134ZM195 190V191H194ZM193 191H194V195H193V197H195V199L196 198H199L200 197V195H202L201 194V192L199 191L200 189H194ZM202 190V189H201ZM206 190H207V188H206ZM206 190H204V191H206ZM222 190V189H221ZM53 191H54V188H53ZM53 191H51V192H53ZM95 191V190H94ZM102 191V190H101ZM106 191V190H105ZM105 191H102L103 193L105 192ZM153 191V190H152ZM168 191V192H169ZM184 191V190H183ZM188 190L186 189V192H187ZM214 191V190H213ZM225 191V190H224ZM256 191V190H255ZM146 192V191H145ZM151 192V191H150ZM154 192V191H153ZM165 192V191H164ZM210 192V191H209ZM230 192V191H229ZM232 192H237V191H232ZM2 193V192H1ZM8 193V192H7ZM16 193V192H15ZM21 193H22V191H21ZM42 193H43V191H42ZM56 193V192H55ZM135 193V192H134ZM224 193V192H223ZM222 193V194H223ZM226 193V192H225ZM239 193V192H238ZM254 193V192H253ZM9 194V193H8ZM81 194V193H80ZM189 194V193H188ZM207 194V193H206ZM237 194V193H236ZM244 194V193H243ZM250 194V193H249ZM10 195V194H9ZM27 195H28V193H27ZM58 195V194H57ZM104 195V194H103ZM132 195V194H131ZM137 195V194H136ZM135 195V196H136ZM140 195V194H139ZM156 195V194H155ZM164 195V194H163ZM203 195H204V193H203ZM209 195V194H208ZM211 195V194H210ZM251 195V194H250ZM12 196H14V195H12ZM34 196V195H33ZM32 196V197H33ZM130 196V195H129ZM148 196V195H147ZM150 196V195H149ZM154 196V195H153ZM153 196H151V197H153ZM158 196V195H157ZM16 197V196H15ZM57 197V196H56ZM146 197V196H145ZM159 197V196H158ZM170 197V196H169ZM179 197V196H178ZM210 197V196H209ZM232 197V196H231ZM21 198V197H20ZM40 198H41V196H40ZM46 198V197H45ZM48 198V197H47ZM52 198V197H51ZM132 198H133V196H132ZM138 198V197H137ZM160 198V197H159ZM164 198H167V197H164ZM212 198V197H211ZM2 199H3V197H2ZM6 199V198H5ZM16 199V198H15ZM30 199V198H29ZM49 199V198H48ZM80 199V198H79ZM89 199V198H88ZM150 199V198H149ZM175 199V198H174ZM193 199V198H192ZM202 199V198H201ZM205 199H207V198H205ZM18 200V199H17ZM31 200V199H30ZM44 200V199H43ZM132 200V199H131ZM165 200V199H164ZM173 200V199H172ZM176 200V199H175ZM188 200V199H187ZM211 200V199H210ZM264 200V199H263ZM40 203H42L43 201H42V199H39L38 200ZM38 201H35V202H38ZM45 201V200H44ZM87 201V200H86ZM86 201H84V202H86ZM134 201V200H133ZM159 201H161V200H159ZM203 201H206V200H203ZM209 201V200H208ZM236 201V200H235ZM2 202V201H1ZM17 202V201H16ZM33 202V201H32ZM72 202H74V201H72ZM89 202V201H88ZM135 202V201H134ZM133 202V203H134ZM144 202H146V201H144ZM157 202V201H156ZM182 202V201H181ZM184 202H185V200H184ZM201 202V201H200ZM22 203V202H21ZM29 203V202H28ZM131 203V202H130ZM137 203V202H136ZM147 203V202H146ZM153 203V202H152ZM151 203V204H152ZM160 203V202H159ZM162 203V202H161ZM170 203V202H169ZM176 203V202H175ZM192 203H194V202H192ZM192 203H189V205L190 204H192ZM199 203V202H198ZM197 203V204H198ZM236 203V202H235ZM238 203H240V202H238ZM8 204V203H7ZM13 204V203H12ZM20 204V203H19ZM87 204V203H86ZM184 204V203H183ZM187 203H185L184 204V206L186 205ZM203 204H205V203H203ZM211 204V203H210ZM209 203H208V205H210ZM3 205V204H2ZM30 205V204H29ZM28 205V207H30ZM100 205V204H99ZM132 205V204H131ZM134 205V204H133ZM171 205V204H170ZM172 205H173V203H172ZM188 205V204H187ZM193 205H195V204H193ZM201 206H203L202 204H200ZM259 205V204H258ZM75 206V205H74ZM126 206V205H125ZM139 206H141V205H139L138 204V207ZM164 206V205H163ZM199 206V205H198ZM197 206V207H198ZM5 207V206H4ZM9 207H11V206H9ZM85 207V206H84ZM98 207H101V206H98ZM137 206H136V208H138ZM144 207V206H143ZM152 207V206H151ZM161 207H162V205H161ZM172 207V206H171ZM173 207H174V205H173ZM172 207V208H173ZM193 207V206H192ZM194 207H196V206H194ZM210 207V206H209ZM2 208H3V206H2ZM17 208V207H16ZM76 208V207H75ZM90 208V207H89ZM92 208H93V206H92ZM102 208V207H101ZM131 208H132V206H131ZM134 208V207H133ZM163 208H165V206L163 207ZM162 208V209H163ZM168 208H170V207H168ZM178 208V207H177ZM180 208V207H179ZM182 208V207H181ZM188 208H189V206H188ZM200 208V207H199ZM201 208H203V207H201ZM212 208V207H211ZM211 208H209V209H211ZM7 209V208H6ZM33 209V208H32ZM86 209V208H85ZM95 209V211L98 209H96V208H94ZM105 209V208H104ZM155 209H157L156 207H155ZM171 209V208H170ZM169 209V210H170ZM253 209V208H252ZM64 210H65V212H62V213H60V214H57L56 212V214L57 215H55L54 217H50V216H47V215H45V216H43L42 217V219H41V222H42V224L43 225H46V224H48V223H52L54 226H55V230H56V234H57V244L54 246V249H52V250H47L46 248H45V246H44V244L39 240V239H37L29 230H27L26 228H24L23 226H21V225H19V224H14V223H6V224H0V264H57V262L61 259V258H65V257H68L71 253H72V251H74V250H80V251H84L85 252V256L86 255H88L87 257H91V256H98V258H99V260H100V263L102 264V263H104V262H110L112 259H113V257H114V254H115V249H116V246H117V235L114 237V236H112V235H109V234H107L106 232H105V228H104V225H105V223H106V219L104 218V217H101V216H97L94 220H92V222H90V223H88V224H86V223H82L80 220H79V218L74 214V212L70 209V207L68 206V204H67V206L64 208ZM120 210H121V208H120ZM141 210V209H140ZM147 210V209H146ZM161 210V209H160ZM169 210H166V211H169ZM179 210V209H178ZM188 210V209H187ZM198 210V209H197ZM205 210H206V208H205ZM256 210V209H255ZM263 210V209H262ZM79 211H80V209H79ZM102 211V210H101ZM107 211V210H106ZM131 211V210H130ZM134 211H136V210H134ZM3 212V211H2ZM37 212V211H36ZM36 212H35V214H36ZM85 212V211H84ZM98 212V211H97ZM96 212V213H97ZM103 212V211H102ZM101 212V213H102ZM115 212V211H114ZM155 212H157V211H155ZM159 212V211H158ZM157 212V213H158ZM199 212V211H198ZM198 212H197V214H198ZM202 212V211H201ZM204 212V211H203ZM239 212V211H238ZM260 212H262V211H259V213ZM5 213V212H4ZM33 213V212H32ZM129 213H131L132 214V212H129ZM140 213V212H139ZM143 213H144V211H143ZM150 213V212H149ZM182 213V212H181ZM184 213V212H183ZM182 213V214H183ZM191 213V212H190ZM193 213V212H192ZM12 214V213H11ZM38 214H40V213H38ZM105 214V213H104ZM108 214V213H107ZM115 214V213H114ZM125 214L127 215V213L125 212ZM196 214V213H195ZM205 214H207L206 212H205ZM237 214V213H236ZM235 214V215H236ZM6 215H8V214H6ZM83 215V214H82ZM109 215V214H108ZM112 215H113V213H112ZM116 215V214H115ZM114 215V216H115ZM121 215H123V214H121ZM145 215V214H144ZM160 215H162V214H160ZM160 215H158V216H160ZM164 215V214H163ZM176 215V214H175ZM184 215V214H183ZM199 215H200V213H199ZM250 215V214H249ZM253 215V214H252ZM257 215H259V214H257ZM2 216V215H1ZM10 216V215H9ZM19 216H20V213H19ZM18 216V217H19ZM89 216V215H88ZM110 216V215H109ZM164 216H166L167 217V215H164ZM164 216H162V217H164ZM179 216V215H178ZM177 216V217H178ZM181 216V218H183V216L182 215H180ZM196 216V215H195ZM248 216V215H247ZM255 216V215H254ZM13 217V216H12ZM21 217H22V215H21ZM20 217V218H21ZM87 217V216H86ZM126 218H127V216H125ZM130 217V216H129ZM141 217V216H140ZM139 217V218H140ZM148 217V216H147ZM146 217V218H147ZM150 217H151V215H150ZM161 217V216H160ZM165 217V218H166ZM176 217V216H175ZM191 217H192V215H191ZM203 217H204V215H203ZM203 217H202V219H203ZM236 217V216H235ZM244 217H245V215H244ZM2 218H3V216H2ZM15 218V217H14ZM17 218V217H16ZM15 218V219H16ZM91 218V217H90ZM107 218V217H106ZM149 218V217H148ZM169 218H170V216H169ZM200 218V217H199ZM239 218H241V217H239ZM246 218V217H245ZM244 218V219H245ZM249 218V217H248ZM257 218V217H256ZM6 219H8V218H6ZM11 219V218H10ZM22 219V218H21ZM31 219V218H30ZM132 219V218H131ZM144 219V218H143ZM152 219L153 218H150V220H151V222H153L152 221ZM162 219V218H161ZM167 219V218H166ZM171 219V218H170ZM174 219V218H173ZM180 219V218H179ZM196 219V218H195ZM238 219V218H237ZM247 219V218H246ZM133 220V219H132ZM131 220V221H132ZM136 220V219H135ZM150 220H146L147 222L148 221H150ZM162 220H164V219H162ZM177 220V219H176ZM185 220V219H184ZM192 220H193V218H192ZM200 220V219H199ZM234 220V219H233ZM240 220V219H239ZM252 220V219H251ZM255 220V219H254ZM253 220V221H254ZM257 220V219H256ZM261 220V219H260ZM264 220V219H263ZM262 220V221H263ZM1 221H3L4 222V220L2 219ZM12 221V220H11ZM24 221V220H23ZM36 221H38V220H36ZM111 221H112V219H111ZM116 221V220H115ZM157 221V220H156ZM168 222H169V220H167ZM166 221V222H167ZM182 221V220H181ZM180 221V222H181ZM195 221V220H194ZM206 221V220H205ZM219 221V220H218ZM243 221V220H242ZM248 221V220H247ZM6 222V221H5ZM27 222V221H26ZM109 222V221H108ZM118 222V221H117ZM134 222V221H133ZM163 222V221H162ZM178 222V221H177ZM176 222V223H177ZM188 222V221H187ZM190 222V221H189ZM202 222V221H201ZM220 222V221H219ZM237 222H238V220H237ZM264 222V221H263ZM22 223V222H21ZM33 223V222H32ZM123 223V222H122ZM130 223V222H129ZM132 223V222H131ZM145 223V222H144ZM148 223H150V222H148ZM155 223H157V222H155ZM159 223V222H158ZM161 223V222H160ZM165 223V222H164ZM194 224H195V222H193ZM217 223V222H216ZM239 223V222H238ZM244 223H245V221H244ZM243 223V224H244ZM247 223V222H246ZM257 223V222H256ZM23 224V223H22ZM121 224V223H120ZM128 224V223H127ZM142 224V223H141ZM147 224V223H146ZM151 224H153V223H151ZM171 224V223H170ZM172 224H173V221H172ZM178 224V223H177ZM187 224V223H186ZM198 224V223H197ZM199 224H201V223H199ZM218 224H220V223H218ZM229 224V223H228ZM233 224V223H232ZM248 224V223H247ZM254 224V223H253ZM25 225V224H24ZM49 225V224H48ZM129 225V224H128ZM148 225V224H147ZM165 225V224H164ZM169 225V224H168ZM175 225V224H174ZM211 225V224H210ZM251 225V224H250ZM33 226V225H32ZM113 226V225H112ZM120 226V225H119ZM125 226V225H124ZM123 226V227H124ZM133 226H134V224H133ZM152 226H154V225H152ZM160 226V225H159ZM169 226H172V225H169ZM192 226V225H191ZM221 226V225H220ZM260 226V225H259ZM263 226H264V223H263ZM34 227V226H33ZM114 227V226H113ZM112 227V228H113ZM141 227V226H140ZM145 227V226H144ZM148 227H151V226H149L148 225ZM156 227H157V225H156ZM183 227V226H182ZM195 227V226H194ZM196 227H197V225H196ZM222 227V226H221ZM227 227V226H226ZM235 228H236V226H234ZM248 227V226H247ZM108 229H109V227H107ZM115 228V227H114ZM113 228V229H114ZM122 228V227H121ZM129 228V227H128ZM139 228V227H138ZM154 228V227H153ZM161 228V227H160ZM162 228H164V230H166L165 229V226L164 227H162ZM161 228V229H162ZM172 228V227H171ZM176 228V227H175ZM184 228V227H183ZM232 228H233V226H232ZM252 228V227H251ZM116 229V228H115ZM140 229V228H139ZM160 229V230H161ZM170 229V228H169ZM174 229V228H173ZM178 229H180L179 228V224H178ZM178 229H176V230H178ZM188 229V228H187ZM211 229V228H210ZM244 229V228H243ZM260 229V228H259ZM33 230V229H32ZM38 230V229H37ZM44 230V229H43ZM42 229H41V231L40 232H42L43 231ZM120 230V229H119ZM123 230V229H122ZM130 230V229H129ZM137 230V229H136ZM149 230V229H148ZM153 230V229H152ZM151 230V231H152ZM172 230V229H171ZM183 230V229H182ZM224 230V229H223ZM38 231V232H39ZM147 231V230H146ZM156 231V230H155ZM157 231H158V228H157ZM167 231V230H166ZM179 231V230H178ZM212 231V230H211ZM210 231V232H211ZM240 231V230H239ZM250 231V230H249ZM248 231V232H249ZM252 231V230H251ZM255 231V230H254ZM259 231H261V230H259ZM49 232V231H48ZM111 232V231H110ZM132 232V231H131ZM149 232V231H148ZM159 232H161V231H159ZM163 232V231H162ZM161 232V233H162ZM174 232V231H173ZM172 232V233H173ZM216 232V231H215ZM230 232H231V230H230ZM235 232H236V230H235ZM243 232H245L244 230H243ZM37 233V232H36ZM126 233H127V231H126ZM134 233V232H133ZM152 233V232H151ZM154 233V232H153ZM152 233V234H153ZM164 233V232H163ZM168 233V232H167ZM169 233H170V231H169ZM171 233V234H172ZM176 233H178V232H176ZM187 233V232H186ZM238 233V232H237ZM242 233V232H241ZM252 233H254V232H252ZM261 233L262 232H260V235H261ZM42 234V233H41ZM120 234V233H119ZM123 234V233H122ZM130 234V233H129ZM132 234V233H131ZM135 234V233H134ZM142 234V233H141ZM151 234V235H152ZM155 234V233H154ZM156 234H157V232H156ZM159 234V233H158ZM174 234V233H173ZM179 234H181V233H179ZM193 234V233H192ZM208 234V233H207ZM229 234V232L227 233V235ZM258 234V233H257ZM115 235V234H114ZM121 235V234H120ZM137 235V234H136ZM147 235H148V233H147ZM150 235V236H151ZM181 235H184V237L183 238H185V233L183 234H181ZM219 235V234H218ZM237 235V234H236ZM238 235H239V233H238ZM37 236V235H36ZM49 236V235H48ZM122 236H124V235H122ZM155 236V235H154ZM159 236V235H158ZM161 236V235H160ZM166 236H167V234H166ZM166 236H165V238H166ZM175 235H173V237H174ZM180 236V235H179ZM188 236V235H187ZM186 236V237H187ZM190 236H191V234H190ZM194 236V235H193ZM197 236V235H196ZM195 236V237H196ZM213 236V235H212ZM211 236V237H212ZM230 236V235H229ZM262 236V235H261ZM40 237H42V236H40ZM54 237H55V235H54ZM153 237V236H152ZM172 237V238H173ZM177 237V236H176ZM200 237V236H199ZM209 237V236H208ZM213 237H215V235L213 236ZM237 237V236H236ZM241 237V236H240ZM245 237V236H244ZM255 237V236H254ZM264 237V236H263ZM51 238V237H50ZM122 238V237H121ZM131 238V237H130ZM133 238H135V237H133ZM143 238V237H142ZM149 238V237H148ZM162 238H164V237H162ZM164 238V239H165ZM168 238V237H167ZM169 238H170V236H169ZM210 238V237H209ZM218 238V237H217ZM217 238H214V239H217ZM235 238V237H234ZM245 238H247V237H245ZM48 239V238H47ZM54 239V238H53ZM124 239V238H123ZM127 239V238H126ZM132 239V238H131ZM138 239V238H137ZM136 239V240H137ZM177 239V238H176ZM180 239V238H179ZM186 240H187V238H185ZM190 239H191V237H190ZM189 239V240H190ZM199 239V238H198ZM225 239V238H224ZM241 239H243V237L241 238ZM249 239H250V236H249ZM254 239V238H253ZM260 239V238H259ZM128 240H129V237H128ZM143 240V239H142ZM166 241H167V239H165ZM173 240V239H172ZM192 240V239H191ZM196 240H197V237H196ZM203 240V239H202ZM210 239H208V241H209ZM212 240V239H211ZM210 240V241H211ZM230 240V239H229ZM54 241V240H53ZM139 241V240H138ZM137 241V242H138ZM141 241V240H140ZM165 241V242H166ZM205 241V240H204ZM215 241V240H214ZM221 241V240H220ZM224 241V240H223ZM239 241V240H238ZM248 241V240H247ZM252 241V240H251ZM47 242V241H46ZM128 242V241H127ZM144 242H145V240H144ZM148 242H150V241H148ZM156 242H158V241H156ZM161 242H163L162 240L160 241V244H161ZM165 242H163L164 244H165ZM169 242V241H168ZM180 242H182V241H180ZM193 242H195V241H193ZM197 242V241H196ZM201 242V241H200ZM213 242V241H212ZM211 242V243H212ZM227 242V241H226ZM48 243V242H47ZM51 243V242H50ZM55 243V242H54ZM142 243V242H141ZM152 243V242H151ZM174 243V242H173ZM183 243V242H182ZM181 243V244H182ZM191 243V242H190ZM223 243V242H222ZM222 243H220V244H222ZM228 243V242H227ZM234 243V242H233ZM241 243H242V241H241ZM244 243V242H243ZM53 244V243H52ZM124 244V243H123ZM136 244V243H135ZM138 244V243H137ZM140 244V243H139ZM145 244V243H144ZM143 244V245H144ZM184 244H185V242H184ZM187 244V243H186ZM193 244V243H192ZM208 244V243H207ZM218 244V243H217ZM230 244V243H229ZM229 244H228V246H229ZM239 244V243H238ZM49 245V244H48ZM54 245V244H53ZM53 245H52V247H53ZM121 245V244H120ZM147 245V244H146ZM152 245V244H151ZM173 245V244H172ZM174 245H175V243H174ZM180 245V244H179ZM179 245H177L178 247H179ZM190 245V244H189ZM200 246H201V244H199ZM210 245V244H209ZM223 245V244H222ZM227 245V244H226ZM252 245H253V243H252ZM131 246V245H130ZM153 246V245H152ZM158 246V245H157ZM164 245H162V247H163ZM211 246V245H210ZM228 246H227V248H228ZM240 246V245H239ZM242 246V245H241ZM240 246V247H241ZM244 246H245V243H244ZM257 246V245H256ZM145 247V246H144ZM173 247V246H172ZM177 247V248H178ZM182 247H184V246H182ZM187 247V245L183 248V249H185ZM195 247V246H194ZM199 247V246H198ZM207 247H209V246H207ZM230 247V246H229ZM263 247V246H262ZM126 248V247H125ZM139 248V247H138ZM151 248H155V247H151ZM196 248V247H195ZM203 247H201V249H202ZM225 248V247H224ZM223 248V249H224ZM242 248V247H241ZM240 248V249H241ZM261 248V247H260ZM149 249V248H148ZM155 249H158V247L157 248H155ZM163 250V248H160L159 250L160 251H162ZM179 249V248H178ZM190 249V248H189ZM218 249V248H217ZM222 249V248H221ZM237 249H239L238 247H237ZM254 249V248H253ZM126 250H129V249H126ZM138 250V249H137ZM153 250V249H152ZM170 250V249H169ZM187 250V249H186ZM203 250V249H202ZM209 250H210V248H209ZM219 250V249H218ZM227 250H229V249H227ZM234 250V249H233ZM252 250V249H251ZM146 251H148L147 249H146ZM175 251V250H174ZM206 251V250H205ZM212 251V250H211ZM236 251V250H235ZM256 251H257V249H256ZM83 252V253H84ZM126 252V251H125ZM128 252V251H127ZM126 252V253H127ZM131 252V251H130ZM142 252H144V251H142ZM151 252V251H150ZM172 252V251H171ZM182 252V251H181ZM215 252H216V250H215ZM237 252V251H236ZM236 252H234V253H236ZM248 252H249V250H248ZM253 252V251H252ZM254 252H255V250H254ZM139 253H140V251H139ZM147 253V252H146ZM145 253V254H146ZM170 253V252H169ZM201 253V252H200ZM207 253V252H206ZM251 253V252H250ZM249 253V254H250ZM256 253V252H255ZM255 253H253V254H255ZM263 253V252H262ZM261 253V254H262ZM168 254V253H167ZM231 254V253H230ZM242 254V253H241ZM134 255V254H133ZM139 255V254H138ZM148 255V254H147ZM153 255V254H152ZM151 255V256H152ZM170 255V254H169ZM177 255V254H176ZM214 255H215V253H214ZM217 255V254H216ZM221 255V254H220ZM248 255V254H247ZM264 255V254H263ZM84 256V257H85ZM136 256V255H135ZM134 256V257H135ZM141 256V255H140ZM144 256V255H143ZM146 256V255H145ZM260 256V255H259ZM89 257V258H90ZM147 257V256H146ZM158 257V256H157ZM156 257V258H157ZM239 257V256H238ZM245 257V256H244ZM249 257V256H248ZM256 257V256H255ZM71 258V257H70ZM73 258V257H72ZM89 258H87V260H89L90 261V259ZM94 258V257H93ZM115 258V257H114ZM122 258V257H121ZM120 258V259H121ZM129 258V257H128ZM136 258V257H135ZM152 258V257H151ZM161 258V257H160ZM163 258V257H162ZM240 258H242V257H240ZM79 259H80V257H79ZM83 259V258H82ZM125 259V258H124ZM132 259V258H131ZM137 259L139 260V258L137 257ZM150 259V258H149ZM153 259V258H152ZM181 259V258H180ZM252 259V258H251ZM255 259H259L258 257H256ZM254 259V260H255ZM66 260V259H65ZM86 260V259H85ZM84 260V261H85ZM146 261H147V259H145ZM145 260H143V263L145 262L146 264H147V262L145 261ZM158 260V259H157ZM247 260V259H246ZM253 260V261H254ZM115 261V260H114ZM123 261V260H122ZM257 261V260H256ZM255 261V262H256ZM95 262V261H94ZM119 262V261H118ZM121 262V261H120ZM131 262V261H130ZM135 262V261H134ZM136 262H138V261H136ZM153 262H154V260H153ZM254 262V263H255ZM258 262H260V261H258ZM74 263H76V261L74 262ZM81 263V262H80ZM96 263V262H95ZM99 263V262H98ZM115 263V262H114ZM113 263V264H114ZM123 263V262H122ZM138 263H142V261L141 262H138ZM142 263V264H143ZM151 263V262H150ZM248 263V262H247ZM68 264H69V262H68ZM89 264V263H88ZM97 264V263H96ZM128 264H129V262H128ZM131 264V263H130ZM157 264V263H156ZM159 264H162L161 262H159ZM168 264V263H167ZM250 264H251V262H250ZM257 264V263H256ZM259 264H261V263H259Z\"/></svg>",
	"mask_w": 264,
	"mask_h": 264
}]
</instances>
